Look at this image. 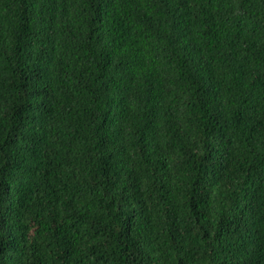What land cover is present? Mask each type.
I'll list each match as a JSON object with an SVG mask.
<instances>
[{
  "label": "trees",
  "instance_id": "trees-1",
  "mask_svg": "<svg viewBox=\"0 0 264 264\" xmlns=\"http://www.w3.org/2000/svg\"><path fill=\"white\" fill-rule=\"evenodd\" d=\"M0 264H264V0H0Z\"/></svg>",
  "mask_w": 264,
  "mask_h": 264
}]
</instances>
